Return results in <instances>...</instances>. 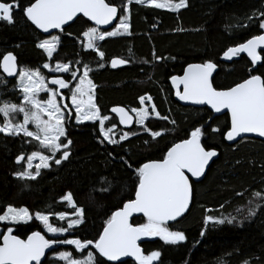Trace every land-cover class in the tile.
<instances>
[{
    "label": "trees",
    "instance_id": "16d2710c",
    "mask_svg": "<svg viewBox=\"0 0 264 264\" xmlns=\"http://www.w3.org/2000/svg\"><path fill=\"white\" fill-rule=\"evenodd\" d=\"M105 1L117 6L121 17L124 15L122 6L128 4L127 0ZM32 3L34 0H19L20 8L13 12L12 24L0 20V60L8 52H13L21 67L39 69L41 73L45 72L44 63L80 62L90 66L91 79L97 87L96 104L102 115L110 117L105 127L115 124L119 132L133 134L118 144L101 143L103 136L99 132V122L83 125L71 122L66 126V138L72 141L69 159L58 166L51 162L49 168L40 171L36 180L18 179L17 174L25 171L26 157L32 151H40L38 143H28L31 138L23 136L0 134V214L9 205L27 208L33 215L36 212L50 215V222L59 227L56 216L61 212H73L62 200L66 193L71 192L76 204L84 207V222L65 238L95 241L106 220L124 203L135 198L138 187L135 170L145 163L161 161L171 147L191 138V132L200 127L203 147L216 151L218 155L205 178L192 183L193 198L187 214L169 225L172 231H182L186 242L167 245L161 239L150 240L142 244L144 253H161L154 264H244L245 261L264 264V207L255 216H247L249 207L256 203L264 204V201H254L253 205H248V200L253 199L252 193H264V142L243 140L229 145L224 138L230 130L229 115L215 117L207 108L180 105L171 84L172 77L182 76L190 64L209 61L217 65L212 80L217 90L234 87L252 75L264 78V52L256 69L245 55L232 61L223 59L228 48L264 34V29L259 27V20L264 19L259 17V13L264 12V0H187L188 6L179 12L133 2L129 4L131 35L107 39L99 44V49L105 54L106 66L102 68L99 56L81 45L82 32L92 27L82 17L60 32L61 45L50 61L47 54L36 47L46 37L23 14V9ZM249 17L254 18L249 20ZM179 28L184 31H178ZM153 53L163 59H156ZM113 58L125 59L129 65L112 70L108 63ZM0 80H5L1 69ZM6 83L3 94L8 97L13 94L9 91L14 89L16 81L6 80ZM141 96H151L160 115L175 121L172 124L152 119L146 123L151 130L164 132L157 140L136 126L132 130H123L110 113L113 107H125L129 111L140 108ZM20 97L19 93L13 95L16 98L13 103L19 104ZM212 128L219 131L213 132ZM119 138L120 134L115 135V139ZM20 155L25 156V161L18 166L16 159ZM101 178H105L103 185L100 184ZM93 186H110V192L103 195L95 193V199L90 200L85 194ZM237 192L244 195L237 196ZM230 215L236 217L231 224L205 225L208 216L220 218ZM146 222L144 218H136L132 225ZM33 231L43 233V226L35 219L18 225L14 234L27 239ZM202 231L205 233L203 237L200 235ZM58 250L72 252L78 259H84L88 252L78 253L72 245H61ZM55 251L52 250L41 264H64L52 258ZM89 251L95 253L91 246ZM102 260L97 254V264Z\"/></svg>",
    "mask_w": 264,
    "mask_h": 264
},
{
    "label": "snow or ice",
    "instance_id": "6c2138e0",
    "mask_svg": "<svg viewBox=\"0 0 264 264\" xmlns=\"http://www.w3.org/2000/svg\"><path fill=\"white\" fill-rule=\"evenodd\" d=\"M128 4L133 0H127ZM137 4H146L148 7L164 8L169 11L179 12L181 8H186L187 0H179L178 3H172L170 0H135ZM123 11L128 13L129 8L124 5ZM20 8L19 0H0V20L7 21L9 24L14 22L13 12ZM118 8L105 0H34L30 6L23 9V14L27 20L40 29L43 33H50L52 29L64 31V26L71 21L76 20L78 16L87 18V21L95 25H108L117 19ZM259 17H264V12L259 13ZM259 17H255L259 19ZM254 17H249L252 20ZM128 15H124L119 21V25L112 31H99L97 27H87L82 32L85 50H92L101 60L104 58V52L97 45L98 41H103L107 37L128 36L131 35L130 25L127 22ZM247 27V25H244ZM259 27L264 29V19L259 20ZM184 31L183 28L177 29ZM71 35V33H68ZM60 44V36L53 35L51 39H43L36 45L43 50L51 61L53 54L57 51ZM258 48H264V35H257L241 43L236 47L228 48L223 59L231 60L239 53H247L255 65L260 56L257 53ZM155 57V53H153ZM163 59L162 57H155ZM129 61L122 58H113L111 67L117 68L128 64ZM104 65L101 64L100 67ZM0 67L8 77L18 76V91L21 93L22 100L20 104L10 101L0 102V114L4 117V123L0 124V133L6 136H23L31 138L38 142V147L46 149L51 155H44L41 151H32L27 157V170L17 174L18 179L36 180L42 168L50 167V162L60 165L67 161L71 152L72 141L66 138L65 120L73 115L75 109V122L77 124L91 121L99 122V132L103 140L108 144H118L129 139L133 133L123 132L119 140L115 139L114 130L116 125L106 128L105 122L110 119L108 115H102L98 106L94 103V97L91 95L95 85L89 79L91 68L83 65V71L79 67H73L71 62H56L53 65L44 63L42 67L53 73H69V79L51 78L46 83V78L39 69H25L18 71L16 57L12 53L5 54L0 60ZM217 65L212 62L201 64H190L185 70L183 76H173L172 84L176 88V96L179 100L196 104L209 105L216 113L227 110L231 114V127L226 132L225 139L228 141H237V138L246 133H253L258 137H264V78L259 75H252L242 83L226 90H217L212 84V74ZM77 81L75 85L71 81ZM0 83H6V80H0ZM55 86V87H49ZM180 85H183L181 91ZM60 89H68L71 93V105L59 103L65 96L61 94ZM47 93L45 99H40L39 94ZM87 97V99H85ZM151 101V96L139 97V103L142 107L133 108L130 111L135 114L136 123L147 132L153 140H157L164 135L163 131H153L146 125L150 116L166 120L175 124L168 116H161L156 110L154 104L145 105V101ZM151 108V112L149 111ZM111 112L119 117V123L125 126H131L133 116L129 110L123 107H114ZM11 114H23V120H14ZM48 117V119H44ZM33 125L34 130L29 129ZM213 132L219 131L218 128H212ZM111 134V135H110ZM202 129L197 127L191 132V138L185 139L181 143L175 144L167 151L166 156L161 161H153L143 164L135 170L138 177V187L135 190V199L124 203L122 208L115 211L103 226L102 233L95 241L68 239L59 237L65 236L69 230L78 227L84 222V207L78 206L73 199L71 192L66 193L63 201L75 209L76 219L69 220L66 213H59L58 220H67L66 227L53 226L50 223L51 216L42 212H36L34 215L27 208H16L9 205L6 210L0 214V223L7 225L6 233L2 235L0 243V264H41L48 249H54L56 245H72L77 252L83 253L85 249L91 246L95 253L89 251L86 258L78 259L73 257L72 252L60 251L54 259L63 261L64 264H97V254L103 258L100 264L111 262L117 264L122 257H133L137 264H153L158 260L161 253L153 251L150 255H144L138 244L145 237H159L167 245H178L186 242V236L182 231H170L164 225L169 221H175L183 216L189 209L192 199V185L189 176L199 179L207 168L209 161L218 155L214 150H205L201 144ZM61 137H65L61 141ZM145 143H148L145 141ZM60 156L57 157V153ZM39 163L33 165V161ZM25 161V156L20 155L16 163ZM127 163V162H126ZM131 167V165H128ZM35 171H31L32 168ZM105 178H101L100 184L103 185ZM110 192L109 187L93 186L85 195L88 199L94 200L95 193ZM237 196H243V192H237ZM253 199L248 200V205H253L254 201H264V193H252ZM264 204L256 203L249 207L247 216L253 217L257 214ZM237 211H241L238 209ZM134 213H142L147 218V222L133 226L129 221ZM33 219L43 225L47 233L52 234L55 239L45 238L40 231H33L27 239H20L13 235V225L28 224ZM236 219L235 216L215 218L208 216L205 218V225L231 224ZM206 230V229H205ZM201 232V237L204 236ZM58 251V250H57ZM244 264H249L245 261Z\"/></svg>",
    "mask_w": 264,
    "mask_h": 264
},
{
    "label": "rangeland",
    "instance_id": "374dc122",
    "mask_svg": "<svg viewBox=\"0 0 264 264\" xmlns=\"http://www.w3.org/2000/svg\"><path fill=\"white\" fill-rule=\"evenodd\" d=\"M133 2H135V0H133ZM160 2H163V0H160ZM170 2H172V3H178L179 2V0L178 1H170ZM140 5H144V6H146V4H140ZM128 8H129V4H127L126 5ZM148 7V6H147ZM151 8H153V7H151ZM156 9H160V10H165V11H169V10H167V9H164V8H156ZM181 9H183V8H181ZM180 9V10H181ZM179 10V11H180ZM170 12H173V11H170ZM124 15H128L129 17H130V14H129V12L128 13H124ZM123 15V16H124ZM123 16L119 19V21L123 18ZM128 23H129V25H130V19L127 21ZM119 25V23L116 25V26H118ZM115 26V27H116ZM93 27V26H92ZM115 27L113 28V29H111L110 31H112V30H115ZM99 30V29H98ZM99 31H102V30H99ZM103 32V31H102ZM54 35H58V36H60V44H59V47H60V45H61V34L60 33H57V34H54ZM51 36H53V35H51ZM51 36L50 37H46V39H51ZM117 37H122V36H116V37H107L106 39H104V40H107V39H112V38H117ZM103 40V41H104ZM83 41H84V38H83ZM102 41H98L97 42V45H98V47H99V44L101 43ZM84 44H86V41H84ZM81 45H82V47L84 48V45L81 43ZM58 47V48H59ZM85 49V48H84ZM58 50V49H57ZM54 55V54H53ZM101 60V59H100ZM101 64H103L104 66L103 67H105L106 66V63H105V61H104V58H103V60H101V62H100V65ZM110 63H108V65H109ZM51 65H53L54 66V64H51ZM73 65V67H79L80 68V70H81V73H82V71H83V64L82 63H76V64H72ZM88 67H90V66H88ZM91 68V67H90ZM102 68V67H101ZM23 70H25V68L24 67H22V69H21V71H23ZM45 70V72L44 73H41L45 78H46V83H47V81L48 80H50L51 78H64V79H69V73H53V72H50L48 69H44ZM43 72V71H42ZM91 73H92V68H91V71L89 72V79H91ZM5 79V78H4ZM6 80V79H5ZM92 80V79H91ZM16 81V84H15V87H14V89H11L9 92L10 93H13L12 95H10V96H8V97H6V96H4V92H3V89L4 88H6L7 87V83H2L1 85H0V102H4V101H10V102H12L13 103V101H14V99H16V98H13V95L14 96H17L18 95V93L20 94V96H21V93L17 90L18 89V78H17V80H15ZM93 82V81H92ZM71 83L73 84V85H75L76 83H77V81H75V80H73V81H71ZM94 84V83H93ZM49 87H55V86H51V85H49ZM96 89H97V87L95 86V88H94V90H93V92L91 93V95L94 97V103L96 104ZM60 92H61V94L62 95H64L65 96V99L63 100V101H59V99H58V102L59 103H67V104H69V105H71V93L69 92V90L68 89H60L59 90ZM175 93H176V89H175ZM48 96V94L47 93H43V92H41L40 94H39V98L40 99H45L46 97ZM21 98V100H22V96L20 97ZM85 99H87V97H85ZM21 102V101H20ZM149 103L150 104H153V101H152V99H151V101L149 102V101H145V105L144 106H148L149 105ZM20 104V103H19ZM97 105V104H96ZM142 107V106H141ZM133 109V108H132ZM149 111L151 112V108H149ZM133 115L135 116V114L133 113ZM74 116H75V109L73 108V115H72V117L71 118H68V119H66L65 120V129H66V131H67V127L66 126H68V125H70L71 124V122H73L74 124H76V125H83V124H86V123H93V122H91V121H85L84 123H81V124H77L76 122H75V119H74ZM11 118L12 119H14V120H19V121H22L23 120V114H11ZM44 119H48V117H44ZM152 119H157V118H155V116L154 115H152V116H150L149 117V119L145 122V123H147L149 120H152ZM109 121V120H108ZM108 121H106L105 122V124H107V122ZM98 122V121H97ZM4 123V117H3V115L2 114H0V124H3ZM72 123V124H73ZM136 127L139 129V131H141V132H145L144 131V129L143 128H141L137 123H136ZM29 129L30 130H34V128H33V125H29ZM121 133H123V131L122 132H119L118 131V128L117 127H115V130H114V135H118V134H121ZM0 134H3V133H0ZM4 135V134H3ZM111 135V134H110ZM6 136V135H5ZM10 137H19V136H10ZM130 137H132L131 135H130ZM129 137V138H130ZM64 137H61V141H62V139H63ZM38 143V142H37ZM40 149V151L42 152V154H44V155H51V153H49L46 149H42V148H39ZM67 150H69L70 151V149H67ZM60 153L58 152L57 153V156L59 155ZM23 163H24V161H23ZM37 163H39V161L38 160H36V161H33V165H35V164H37ZM51 163V162H50ZM24 168H25V170H27V157H26V161H25V165H24ZM42 169H44V168H42ZM41 169V170H42ZM40 170V171H41ZM31 171H35V168L33 167L32 169H31ZM67 202V201H66ZM70 206V205H69ZM70 208H72L71 206H70ZM72 210H73V212L71 213V214H67V216H68V218H69V220H74V219H76V216H75V209H73L72 208ZM58 216V215H57ZM57 216H56V219H57ZM34 220V219H33ZM32 220V221H33ZM31 221V222H32ZM57 221H58V223H59V227H66L67 226V223H68V221L67 220H65V221H61V220H58L57 219ZM147 221V220H146ZM31 222H29V223H31ZM51 223V222H50ZM19 225H21V224H19ZM81 225V224H80ZM79 225V226H80ZM18 225H13L12 227L14 228V231H16V227H17ZM43 226V225H42ZM54 226V225H53ZM58 227V226H57ZM164 227H167L170 231H172V229L170 228V226L169 225H164ZM75 228H73V229H71V230H69V232L66 234V237L68 236V235H70L71 233H72V231L74 230ZM6 230H7V225L6 224H4V223H0V239H1V237H2V235H3V233H5L6 232ZM43 233L48 237V238H50V239H55V238H57V237H53L52 236V234H50V233H47L45 230H44V228H43ZM60 239L61 238H65V236H61V237H59ZM68 239H70V238H68ZM151 239L152 240H156V239H160L159 237H151ZM59 246V245H58ZM58 246H55L54 247V249L53 250H56L55 252H53V255H52V258H55V256H57L58 255V252H60L61 250H58L59 249V247ZM74 247V246H73ZM58 250V251H57ZM84 251H88L89 252V249H85ZM78 253H80V252H78ZM86 258V257H85ZM157 261V260H156ZM156 261H154L153 262V264L156 262Z\"/></svg>",
    "mask_w": 264,
    "mask_h": 264
},
{
    "label": "water",
    "instance_id": "95a60500",
    "mask_svg": "<svg viewBox=\"0 0 264 264\" xmlns=\"http://www.w3.org/2000/svg\"><path fill=\"white\" fill-rule=\"evenodd\" d=\"M170 1H177V0H170ZM105 2H106V1H105ZM106 3H107V2H106ZM117 8H118V7H117ZM79 17H82V16H78L77 18H79ZM120 17H121V13H120V10H119V8H118L117 19H116V20H113L111 24H108V25H99V26H98V25H95L93 22H90V21H89V22L92 24L93 27H97L99 30H102V31H110L111 29H113V28L119 23V19H120ZM77 18H76V20H77ZM84 19L87 20V18H84ZM76 20L71 21L68 25H65V26H64V30L67 29L69 26H71ZM29 22H30V21H29ZM30 24H31V22H30ZM31 25H32V24H31ZM32 26H33V27H34V28H35V29H36L41 35H43L44 37H50L51 35H54V34H57V33H60V32H61L60 30L52 29V30L50 31V33H43L40 29H37V28L35 27V25H32ZM262 35H264V34H262ZM262 52H264V48H258V49H257V53H258V55L260 56V60H259L255 65H253V66H254V69H256V68L261 64V62H262V57H261V53H262ZM8 53H12L13 55H15L13 52H8ZM8 53H7V54H8ZM242 55H245V56L250 60V62L252 63L251 58L247 55V53H239L237 56H234V57H233L231 60H229V61H232V60L235 59L236 57H238V56H242ZM15 57H16V65H17V69H18V71H21L22 67H21L20 64H19L18 57H17L16 55H15ZM128 65H129V63L126 64V65L118 66L117 68L114 69V68L111 67V62H110V68H111L112 70H118V69H121V68H125V67H127ZM0 69H1V73H2L3 77H4L7 81H15V80H17L18 76H16V77H8V76L3 72L2 67H0ZM186 69H187V68H186ZM186 69H185V70H186ZM216 71H217V68H216L215 72L212 74V78H211V80H213V77H214ZM184 72H185V71H184ZM183 74H184V73H183ZM182 76H183V75H182ZM171 84H172V80H171ZM172 86H173V84H172ZM173 87H174V86H173ZM174 88H175V87H174ZM175 89H176V88H175ZM180 89H181V91L183 90V85H180ZM175 99H176V101H177L180 105H182V106H184V107H192V108H200V109H201V108H207L209 111H211V112L213 113V115H214L215 117H220V116H222V115L228 114V115H229V118H230V127H231V114H230V112H228L227 110H224V111L221 112V113H216V112H214V110L211 109V107H210L209 105H196V104L187 103V102H184V101L179 100L178 97H177L176 95H175ZM113 108H114V107H113ZM123 108H125V107H123ZM125 109L128 110L127 108H125ZM110 113H111L112 116H114V117L117 119L120 128H122L123 130H125V131L132 130V129L136 126V119H135V116L133 115L132 112L129 111V114L133 116V121H132L131 126H125V125L120 124V123H119V117L117 116V114H116V113H113V112H111V111H110ZM225 140H226V139H225ZM243 140H258V141H262V142H264V137H258V136H256V135L253 134V133H246V134H243L242 137L237 138V141H228V140H226V142H227L229 145H236L237 143H239L240 141H243ZM180 143H181V142H180ZM201 144H202V142H201ZM202 146H203V145H202ZM205 150H206V149H205ZM216 157H217V156H216ZM216 157H213V158L209 161V164H208L207 168L205 169L204 174H203L201 177H199V179H197V178H195V177H192L190 173H186V175L189 176V180H190L191 185H192V183H199V182H201V181L205 178V176H206L207 173H208V170H209L210 166L212 165V163L214 162V160L216 159ZM151 162H153V161H151ZM22 163H23V161H22L20 164H17V163H16V164H17L18 166H20V165H22ZM148 163H150V162H148ZM192 198H193V187H192ZM134 199H135V198H134ZM191 203H192V199H191V202H190V205H189V209H190ZM189 209H188V211H189ZM188 211H187V212H188ZM187 212H186L183 216L179 217L177 220L167 222L166 225H170V224H173V223L177 222V221L180 220L182 217H184V216L187 214ZM136 218H144L145 220H147V218L144 217L142 213H134V214L131 216L129 222L132 224V221H133L134 219H136ZM5 233H6V232H5ZM41 233H42V232H41ZM42 234L45 235L44 233H42ZM13 235H15V234H14V231H13ZM18 238H19V237H18ZM45 238H47L46 235H45ZM20 239H21V238H20ZM150 240H152L151 237H145V238H142L140 241H138V244H139V246L141 247L142 252H143L144 255H146V254L144 253V250H143V248H142V244L145 243V242H148V241H150ZM1 243H2V240H1ZM56 246H58V245H56ZM60 246H61V245H59V247H60ZM52 250H53V249H48V250L46 251L45 257L42 258L41 263H43V262L49 257V255H50V253H51ZM127 261H131V262H134L135 264H137V261H136L133 257H122V258H121V261L117 262V264H118V263H124V262H127ZM110 263H111V262H110Z\"/></svg>",
    "mask_w": 264,
    "mask_h": 264
},
{
    "label": "flooded vegetation",
    "instance_id": "af4514ba",
    "mask_svg": "<svg viewBox=\"0 0 264 264\" xmlns=\"http://www.w3.org/2000/svg\"><path fill=\"white\" fill-rule=\"evenodd\" d=\"M4 234V233H3ZM48 238V237H47ZM48 239H50V238H48ZM1 240H2V237H1V239H0V243H1Z\"/></svg>",
    "mask_w": 264,
    "mask_h": 264
},
{
    "label": "bare ground",
    "instance_id": "6f19581e",
    "mask_svg": "<svg viewBox=\"0 0 264 264\" xmlns=\"http://www.w3.org/2000/svg\"><path fill=\"white\" fill-rule=\"evenodd\" d=\"M178 1V0H177Z\"/></svg>",
    "mask_w": 264,
    "mask_h": 264
}]
</instances>
